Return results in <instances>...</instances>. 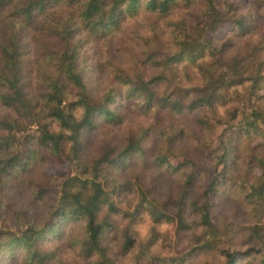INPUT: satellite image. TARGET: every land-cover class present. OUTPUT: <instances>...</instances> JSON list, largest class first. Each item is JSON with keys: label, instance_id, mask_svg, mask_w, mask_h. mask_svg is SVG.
I'll use <instances>...</instances> for the list:
<instances>
[{"label": "trees", "instance_id": "1", "mask_svg": "<svg viewBox=\"0 0 264 264\" xmlns=\"http://www.w3.org/2000/svg\"><path fill=\"white\" fill-rule=\"evenodd\" d=\"M198 1L0 0V193L21 183L34 190L33 197L18 208L14 207V200L8 204L0 201V207L9 211L14 207L20 223L19 229L0 231V264H52L60 259L63 244L69 238L73 239L70 243L77 247L85 264H119L116 257H110L107 235L112 229L121 231L123 217L128 218V222L118 252L126 254L134 248V226L144 212L157 209L158 200L155 194L151 198L143 194L134 212L123 213L117 198L123 199L133 191L132 182L125 174L135 169L141 176L150 170H169L170 157L175 152L172 146L179 141L180 134L168 136L167 133L174 127L181 128L182 133L184 127L179 126L178 116L189 113L197 104L210 103L220 97L222 84L214 80L206 87L182 88L176 96L170 94L169 87H164L167 79L160 74H147L145 80L139 81L115 75L107 83L98 85L96 82L108 64L93 60L95 47L113 37L126 20L139 19L144 13L169 17L176 8L188 9ZM203 1L207 13L215 14L218 7L223 6L228 15L226 19H232L233 26L219 48L222 54L230 52L233 36H246L255 30L256 17L248 12L239 15L237 3ZM258 5L262 8L264 2ZM218 24L214 23L211 29L216 30ZM175 26L182 32L174 33L178 50L170 53L164 62L148 66L156 68L165 63L172 68L184 63L200 69L201 60L213 53L210 39L189 42L191 32L186 21ZM254 46L259 49L258 44ZM236 61L240 64L241 60ZM247 79L253 91L260 93L264 88V62L255 76ZM244 82V79L238 80L237 85ZM134 96L142 105L138 111L160 108L168 112L167 128L160 121L164 118H158L156 124L137 134L126 135L123 141L104 136L93 144L87 156L90 134H103L104 128L122 125L126 116L123 102ZM259 98L264 100V95L259 94ZM252 115L253 119L243 116L234 136L226 137L217 164L222 165V169L201 193L204 202L195 209L201 214L200 234H193V240H187L180 255L156 256L152 264H189L188 257L217 250L225 244L236 230L234 226L216 223L211 208L216 200L232 197L235 190L243 195L253 216L252 224L240 229L249 233L258 248L235 251L229 257L244 260L245 264H264V152L261 149L264 130L258 123H264V103ZM256 138L260 142L254 144ZM161 140L168 145L170 142V156L159 146ZM191 147L195 149L196 142ZM68 152L70 159L77 158L89 176L58 178L54 181L59 185L56 194L35 180H25L28 170L54 159L63 161L68 158ZM189 158L174 169L184 170L190 166L194 170L193 159ZM232 164L244 166L246 177L239 178L235 170L231 172ZM252 170L258 173L252 174ZM186 181L189 185L192 179L187 177ZM151 183L149 193L160 187L158 180ZM169 192V188L162 191L166 195ZM162 205L164 208L156 223L162 218L170 221L167 201L161 202ZM178 207L175 213L182 222L186 220L182 201ZM76 225L75 232H82L78 238L71 236Z\"/></svg>", "mask_w": 264, "mask_h": 264}, {"label": "rangeland", "instance_id": "2", "mask_svg": "<svg viewBox=\"0 0 264 264\" xmlns=\"http://www.w3.org/2000/svg\"><path fill=\"white\" fill-rule=\"evenodd\" d=\"M222 2L223 0H217ZM240 5L239 15L248 12L257 19V26L254 31L246 36H233V44L230 52L221 53L219 48L228 36V29L232 28V19L225 15V8L218 7L214 13L206 12V3L199 0L191 8H176L169 17H161L158 14H143L139 19L126 20L123 27L107 41L96 45V56L98 61L108 64L104 67L100 79L96 84H105L115 75L124 79L133 78L134 80H145L151 75L164 76L167 81L164 87H169L170 94L178 95L182 88H201L214 82L222 84L220 97L213 99L210 103L195 105V107L185 114L178 116L180 125L184 129L180 133L179 127H174L170 134L180 136L179 141L173 144L174 154L170 157V169H155L146 171V174L139 175L138 169L132 173H126L125 178L131 180L133 191L125 198H117L118 206L122 212L131 214L136 208L137 202L143 194L151 198L155 194L156 210L144 212L139 222L134 226L132 237L135 240V246L126 254L118 252L124 240V229L128 218L121 219V231L112 229L107 240L110 257L117 258L119 264H152L154 257H168L180 255L184 252L187 240H193V234H200L202 227L200 225L201 214L195 210L200 204H203L204 198L202 191L209 186L214 176L220 172L222 165L218 164L219 156L225 148L226 137L234 136L236 126L242 123V117L247 115L253 119V112L258 111L264 100L259 98V94L264 95V88L254 92L251 81L247 78L254 77L261 63L264 62V5L260 8L259 2L264 0H229ZM228 20V21H227ZM186 21L191 32L189 42L201 41L203 38L210 39L213 53L208 58L201 60V68L193 69L187 67L184 63H178L173 67H168L162 63L161 66L153 67L155 64L164 62L165 59L178 50V43L175 42L174 33L182 34L181 30L175 24ZM214 23H219L216 30L211 29ZM258 44L259 49H255ZM240 59V64L236 60ZM153 65V66H148ZM146 67V68H145ZM147 70V71H145ZM244 79V83L238 84V80ZM224 82H221V81ZM96 81V80H95ZM211 91V88H209ZM122 109L126 113L125 121L122 125L116 127L104 128L103 134H90V146L88 154L93 150V144L100 141L102 137H112L123 141L125 136L134 135L151 124H156L158 118L163 126L167 128L169 123L166 111L160 108L142 110L137 97L125 99ZM140 105V106H139ZM143 108V107H142ZM261 120V119H260ZM259 126L264 130V123L258 121ZM169 128H171L169 126ZM200 132H203L200 134ZM196 142V147H191ZM260 142L258 138L254 139V144ZM159 146L163 147V152L170 156V142L159 141ZM174 147V148H173ZM251 149V146H248ZM264 152V147L261 148ZM68 158L63 161L54 159L51 163L40 164L25 174V180H35L44 187L50 188L53 194H56L59 185H55V180L67 175L89 176L86 168L78 162L77 158ZM187 156V157H186ZM191 157V158H189ZM193 159L194 170L190 166L184 170H175L174 168L185 159ZM159 170V171H158ZM229 170H235L237 177H246L244 166L230 165ZM163 172V173H160ZM196 174L194 176L190 174ZM252 174L258 173L252 170ZM157 175V176H156ZM156 176L157 178H153ZM197 176V177H196ZM187 177L192 179L189 185L186 183ZM196 177V178H195ZM158 180L159 186L152 193L148 192L151 182ZM54 182V184H53ZM229 187L226 186V188ZM169 188V194H163V189ZM161 189V191H160ZM34 190L30 185L20 184L13 188L6 189L4 194L0 193V201L13 202L14 207L27 203L33 197ZM167 201L170 207V221L162 218L161 222L156 223V218L160 216V210L164 207L161 202ZM182 201L184 205L185 218L180 222L179 216L175 213L178 210V203ZM13 207V206H12ZM9 211L0 207V231H11L19 229L18 213ZM211 215L216 223L222 226H234V233L228 236L227 242L222 243L217 250H206L198 252L188 257L189 264H245L244 260L230 259L229 255L235 251L247 250L250 247L258 248V243L252 241L249 233L240 229L241 226L251 225L253 216L251 207L243 200V195L237 190L230 198L216 200L211 208ZM42 217V213L39 214ZM121 218V217H120ZM18 219V220H17ZM164 219V220H163ZM24 222V217L21 219ZM187 224V228H185ZM235 224V225H234ZM78 225L73 228L71 233L78 238L82 232L76 231ZM75 232V233H74ZM74 233V234H73ZM71 238L63 245L64 248L59 255L58 261L52 264H85L79 256L77 247L71 245ZM237 258V257H236ZM21 264V263H20Z\"/></svg>", "mask_w": 264, "mask_h": 264}]
</instances>
